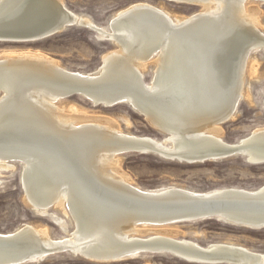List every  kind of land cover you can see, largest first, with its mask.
Returning <instances> with one entry per match:
<instances>
[{
	"label": "bare ground",
	"instance_id": "1",
	"mask_svg": "<svg viewBox=\"0 0 264 264\" xmlns=\"http://www.w3.org/2000/svg\"><path fill=\"white\" fill-rule=\"evenodd\" d=\"M166 1L200 9L190 14H173L162 6L140 1L115 12L105 27L73 13L62 0H0V14L10 12L13 6H25L19 16L9 18L10 22L2 23L0 19L1 28L32 19L30 13L40 9L48 13L44 24L57 23L63 17L57 11L63 7L72 23L90 28L98 39L110 40L116 45V49L102 56V64L91 73L70 71L44 53L26 50L4 53L0 61L23 58L40 62L37 66L26 62L32 67L27 69L36 75L42 73L48 79H57L54 72L59 71L94 77L97 83L94 89L102 94H116L111 99L104 98L102 105L113 101L128 104L151 127L164 134L156 138L126 133L112 119L89 116L76 107H71L66 114L56 105L59 101L56 91L61 88L53 89L51 84L47 88L41 81H24L16 94L5 84L0 94V136L4 139L0 144V170L13 167L10 162L14 161L10 159H21L26 202L40 215H49L64 235L52 237L44 226L30 224L0 233V238L6 237L1 235H26L21 239L24 243L7 240L6 249L0 244V264H16L26 259L25 263H36L59 253L98 263L130 262L149 255L168 254L194 264H264L262 252L227 241L200 245L179 237L182 232L178 229L181 223L208 219L251 230L264 229V207L260 209L261 220H243L250 214L244 216L231 210L207 216L184 196L229 201L226 199L231 194L242 192L260 196V201L255 202L264 206V184L254 189L218 187L195 191L178 185L145 189L132 184L120 168L121 156L127 153L155 154L186 164L233 156H241L254 165L264 162V127H257L231 143L221 137V126L234 118L240 100L249 96L246 73L255 74L257 67V59L250 54L264 49V31L259 21V3L264 0ZM164 18L173 27L164 24ZM38 20L39 15L35 23L39 24ZM219 48L222 51L227 48V53L216 59L214 55ZM150 62L152 73L146 81L144 71ZM4 77H8L7 72ZM19 90H22L20 97ZM30 120L44 133L40 137L58 138V149L72 152L81 167L99 185L109 189L96 191L85 188L82 180H71L70 157L66 158L59 150L52 151L55 147L15 141V135L23 128L30 133L37 131L23 124ZM112 185H117V190L130 189L128 202L132 206L128 202L124 206V199L116 196L110 199L108 194L116 190ZM135 192L146 194L147 199L154 197L139 200ZM52 206H60L71 219L72 231H68L66 219L49 213ZM106 218L110 221L104 227Z\"/></svg>",
	"mask_w": 264,
	"mask_h": 264
},
{
	"label": "rangeland",
	"instance_id": "2",
	"mask_svg": "<svg viewBox=\"0 0 264 264\" xmlns=\"http://www.w3.org/2000/svg\"><path fill=\"white\" fill-rule=\"evenodd\" d=\"M75 14L91 19L95 24L108 27L112 15L129 4L146 1L164 7L173 14H190L200 9L192 5L172 3L166 0H62ZM259 21L264 31V4L259 3ZM116 49L110 40L98 39L96 33L82 25H72L64 31L37 42H0V56L7 52H41L56 60L70 71L93 72L102 64V56ZM7 50V51H6ZM25 52V51H24ZM257 59L256 72L246 73L249 96L240 100L233 119L221 126V137L227 142H235L245 137L253 129L264 127V49L251 52ZM153 64L144 71V79L149 80ZM56 105L66 114L71 107L86 112L89 116L109 118L126 133L147 135L156 138L163 133L151 127L144 118L128 104L115 106H94L83 96H72L59 100ZM99 116V117H98ZM104 123L103 120H100ZM13 167L0 170V233H7L30 224L46 228L52 237L64 235L61 227L52 218L37 213L25 200L21 184V162H10ZM120 168L130 182L145 189L168 185H178L195 191H206L218 187H242L254 189L264 184V163L249 164L241 156H233L219 161L201 164H186L165 160L155 154L127 153L121 156ZM49 213L66 219L68 231H72L71 219L64 215L60 206H52ZM60 227V228H59ZM179 237L191 239L200 245L227 241L243 245L264 253V229L251 230L227 224L216 219L193 223H181ZM138 260V261H137ZM25 264H194L177 259L168 254H154L134 261L120 263H98L70 253L51 255L40 262Z\"/></svg>",
	"mask_w": 264,
	"mask_h": 264
},
{
	"label": "water",
	"instance_id": "3",
	"mask_svg": "<svg viewBox=\"0 0 264 264\" xmlns=\"http://www.w3.org/2000/svg\"><path fill=\"white\" fill-rule=\"evenodd\" d=\"M262 4H264V1L262 2ZM13 7H14V9L11 11L9 10L10 12H8V10H7L6 12H2L0 14V19L2 20V23L3 22H6V23L10 22L11 20L9 18L13 19L14 17L19 16L21 14L20 13L21 10L25 9V6H22V7L13 6ZM149 11H151L150 13H153L155 15L154 10L149 9ZM57 12H59L60 14H63V17L57 23L53 22V23L44 24L43 21L46 18V15H48V13L41 12V9L37 10V11H33L30 13V15H33V16H31V17H33L32 19H29V18L28 19H22V20L18 21L17 23H15V21L12 20V22L14 21L15 24L8 26L10 28H8V27L7 28H1L0 27V42H19V43L37 42V41H41V40L47 39L49 37H52V36L62 32V31H64L66 28L71 27L72 25H75L74 23H72L71 18L69 16V13L65 10V8L61 7L59 9V11H57ZM37 15H39V18H40V20H38V22H40L39 24L35 23L36 22L35 19L37 18ZM69 19H70V21H68ZM160 19H161V17H160ZM164 20H165V21H163L164 24L169 25V27H173L172 23L167 21L165 18H164ZM219 46L221 47L222 43H221V45L219 44ZM219 49L220 50L214 55V57L216 59H218L220 54L224 55L225 53H227V51H226L227 48L223 51L221 50V48H219ZM26 62L32 63L36 66L42 64L40 62H33V61L25 60L23 58H14V59H8V60L0 61V73H3V76L0 75V94L3 92V87L5 86V84L10 86L9 90L12 93L16 94V91L18 89H20V87L23 86L24 81L26 83H28L30 81L37 83L38 81H41V82H43V84L45 86H47L48 84L53 85V89L61 88L58 91H56L58 96H59L58 100L70 98L72 96H84L94 106L101 105L104 107L114 106L120 102V101H118V102L113 101L111 104L109 103V104L102 105V103H104V101H103L104 98L105 99H111V98L115 97L116 94L115 93L114 94L113 93L102 94L98 90L94 89V88H96V85H97L94 77L74 75L71 73H66V72L64 73V72L59 71V72H54V76L57 79H48L45 75H43L40 72H39L40 73L39 75L32 73V71L27 69V67H30V68H32V67L28 66ZM6 72L8 73V77H4V74ZM46 72L50 73L49 71H46ZM58 82H62V83H64V85L58 87L57 86ZM15 87H17V88H15ZM47 88H50V87L47 86ZM21 93H22V90L20 91L19 97L21 96ZM85 94H87V95H85ZM91 95L96 96V97H94L95 100H96V98H100V99L97 100V102H95V100L92 99L93 97ZM31 113L34 114L33 111H31ZM23 124L32 126L35 129H37V131L33 130V132L30 133V130L23 128L22 132H20L18 135H15V141L25 143V144H39V145L48 144V147L49 146L55 147L52 151L59 150L58 149V142H59L58 138L54 139L52 137H49L48 135L47 136L45 135L46 139L43 140L41 138H45V137H40V136H43L44 133L42 131L38 130V128L34 124L33 120H30V123H24L23 122ZM14 131H17V129H15ZM3 140L4 139L2 138V136H0V144H2ZM8 141H12V139H8ZM60 152H64V156L66 158L70 157L69 158L70 160L68 162L70 163L71 170L73 171V172H70L71 173V180H74V179L79 180V181L82 180V182H83L82 184L84 185L85 188H92L96 191H102L104 188V192H105L109 189L108 186L104 185V187H102L101 185H99L97 183L96 178L93 177L90 172L85 170V168L81 167L79 162L76 159H74V157L71 155L72 152H70L67 149H65L64 151H60ZM52 153H54V152H52ZM233 153L235 154V152H233ZM236 153H240V152L238 151ZM10 160L14 161V162L15 161L20 162L21 159L20 158H14V159H10ZM21 184H22V181H21ZM98 185H99V187L97 188ZM116 186L114 185V187H113V185H112V188L116 189ZM23 190H24V187H23ZM125 190H126V192H125ZM128 190H130V189H128V188L126 189L124 187H122V190L121 189H118V190L112 189V193L108 194V196H110V199H112L115 196L120 198V199H124L123 205L125 206L126 202H128V200H129ZM74 192L76 193L75 189H74ZM135 194L140 196V197L137 196L139 200L143 199L144 201L151 200V199H153L152 197H154V196H150L149 198H151V199H147L148 196L146 194H142V193H138V192H135ZM173 196H178V195L173 194ZM184 196L186 197V200L190 202V204L193 203V204L197 205L196 209L198 211L200 209L201 211L206 212L207 216H215L220 211L231 210V211H238L242 214L244 213L243 214L244 216H245V214H250L248 216H245L244 217L245 219L242 218L243 220H247V219L248 220H261V219H263V218H260V215H261L260 209H263L264 206H259L258 205L259 203L255 202L256 200L260 201L259 200L260 196H258V195L252 196L250 194H246V193H242V192H234L233 194H231V197L229 199H226L229 201H224V200L223 201H219V200L214 201L215 199H213V198L201 197V196L196 197L193 195H184ZM38 198H39V196H37L36 200H38ZM217 199H223V197H219ZM250 199H252V201ZM130 201H132V200L130 199ZM243 204H246L247 206H244ZM186 205H189V204H186ZM128 206H132V205L128 202ZM235 208H238V210H236ZM244 209H247V210H244ZM241 210H243L244 212H242ZM236 218H238V217H236ZM107 219L108 218H106V220L104 219V227L107 224L106 222L110 221ZM113 220L116 221V218L114 217ZM1 236H3V237L6 236L4 238H0V244L4 245L3 246L4 249L8 248L7 240L12 239L16 243H24L23 241H21V239L24 236L26 237L25 234L24 235L22 234L19 236H16V235L15 236H13V235H11V236L1 235ZM25 245L28 246V244H25ZM19 246H21V245H19ZM26 261H27V259L24 260V262L22 260H20V261L15 262V263L16 264H23Z\"/></svg>",
	"mask_w": 264,
	"mask_h": 264
}]
</instances>
